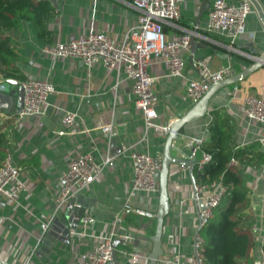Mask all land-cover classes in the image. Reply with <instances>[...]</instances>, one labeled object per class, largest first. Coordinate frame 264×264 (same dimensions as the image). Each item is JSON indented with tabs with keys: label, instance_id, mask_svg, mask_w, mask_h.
<instances>
[{
	"label": "crops",
	"instance_id": "0c3cea01",
	"mask_svg": "<svg viewBox=\"0 0 264 264\" xmlns=\"http://www.w3.org/2000/svg\"><path fill=\"white\" fill-rule=\"evenodd\" d=\"M49 1L54 6L48 25L50 34L40 36L29 18L23 19L18 28L8 31L16 57V73L24 78L47 79L54 85V91L49 95L46 114L18 117L11 106L17 88L10 84L6 88L0 87V113L9 120L6 126L10 136L9 150L13 162L21 168L19 179L25 185L13 198L0 194V261L5 264H25L28 261L31 264H78L101 237L114 232L119 264H148L154 219L124 212L122 208L130 202L134 207L155 212L157 193H130V152H148L161 157L166 133L155 127L145 130L143 114L135 104L131 79L118 75L115 69L107 68L102 62H95L87 68L79 57H57L43 51L48 44L85 35L90 27L119 41L136 22L137 11L131 0ZM212 1L181 0L180 17L163 24L168 37L174 32L193 30L195 42L183 51L186 59L184 77L169 75L162 59L151 58L148 69L157 75L152 86L157 96V116L154 119L159 124L169 123L193 103L185 93L184 83L187 77L196 74V59H204L210 69L230 65L232 72H237L264 51V24L252 3L245 32L230 39L226 34L206 27ZM257 1L264 10V0ZM4 79L0 72V81ZM248 93L264 96V65L216 91L210 98L209 112L186 123L180 138L174 142L172 154L194 162L187 166L170 165L168 195L171 209L163 225L164 254L161 260L179 256L181 264H188L193 237L199 226L192 199L196 182L190 166L194 168L200 154L190 156V149L185 147V135H200L205 142L209 136L207 125L212 118L211 111L220 109L235 123L234 147L257 141L264 150V144L259 141L262 135L259 123L249 119L242 108L243 98ZM68 110L74 111L77 118L72 126L58 133L57 130L62 128L61 117ZM102 125H109L110 129L103 130ZM111 138L115 139L116 148L121 147L119 151L110 146ZM123 146L129 149L124 150ZM87 152H91L99 163L107 156L111 157L96 180L79 192L80 197L88 200L84 214H90L94 221L86 228L79 222L76 229L70 230L67 243L55 240L50 247L41 248L38 243L41 224L62 215L55 210L60 174L70 158ZM244 172L251 189L248 208L254 238L251 254L254 261H262L264 164L258 170L246 169ZM8 188L11 189L12 184ZM118 215L121 220L115 223ZM122 239L124 243L117 241ZM129 252L140 254L137 263L130 261Z\"/></svg>",
	"mask_w": 264,
	"mask_h": 264
},
{
	"label": "built area",
	"instance_id": "2783aa9c",
	"mask_svg": "<svg viewBox=\"0 0 264 264\" xmlns=\"http://www.w3.org/2000/svg\"><path fill=\"white\" fill-rule=\"evenodd\" d=\"M131 3L137 11V19L128 28L123 39L115 41L104 31L90 27L85 35L48 44L43 51L57 57H79L87 68L95 62H102L107 68L115 69L118 75L131 79L135 104L143 114L145 130L155 127L167 133L169 123L159 124L154 119L157 116L155 107L157 96L152 86L157 75L152 74L148 66L151 58L157 57L166 63L169 75L184 77L186 59L183 51L190 46L194 31L189 29L174 32L169 37L164 32V22L174 21L180 17L181 0H131ZM251 10L250 0L234 2L213 0L207 13L206 27L208 30L224 33L230 39H235L245 32L246 18ZM194 63L196 74L187 77L184 83L185 93L192 102L204 93L210 82L232 73L230 65L210 69L204 59H196ZM18 81L23 89V103L16 115L26 117L46 114L49 108V95L54 91V85L47 79L37 77H26ZM242 108L249 119L259 123L262 129L259 141L264 144V96L248 93L243 98ZM0 115L7 117L2 112ZM76 118L77 114L74 111H65L61 117L62 128L57 130L58 133H63L72 126ZM101 128L107 131L110 126L102 125ZM203 142L204 139L200 135H185V147L190 149V156L193 158L196 153L200 154L195 162L199 170H203L212 160L211 153L202 148ZM123 149L127 150L129 147L123 146ZM130 158L132 160L130 193L158 194L156 173L161 167V157L153 156L148 152L131 151ZM110 160L111 157L107 156L99 163L91 152L70 158L59 177V191L55 197L56 212L79 207L80 204L76 201L79 192L96 180ZM230 164L237 165L238 162L235 158H231ZM20 169V166L13 162L8 149L0 166V194L13 198L23 190L25 185L19 179ZM10 184H12L11 189L8 188ZM226 189L221 179H215L207 184H194L192 199L198 216V229L207 224L212 217L213 210L220 203ZM122 211L148 219L155 217L154 211L134 207L130 202L124 204ZM52 219L41 224L42 232L46 231ZM78 219L83 228L94 221L90 214H84ZM120 220L121 216L118 215L115 223ZM198 229L193 237L188 264H205L202 252L203 239ZM114 235V232H110L101 237L96 246L87 253L85 259L78 264H115ZM128 255L132 263H137L140 258L138 252H129ZM160 262L161 264H181V258L172 256ZM25 264L31 263L28 261ZM261 264H263L262 261Z\"/></svg>",
	"mask_w": 264,
	"mask_h": 264
},
{
	"label": "trees",
	"instance_id": "16d2710c",
	"mask_svg": "<svg viewBox=\"0 0 264 264\" xmlns=\"http://www.w3.org/2000/svg\"><path fill=\"white\" fill-rule=\"evenodd\" d=\"M53 10L49 0H0V72L3 77L24 78L16 73V57L8 31L18 28L23 19L29 18L40 36L48 35ZM211 113L207 125L209 136L202 148L211 153L212 160L203 170L194 166V179L196 183L205 184L221 179L227 189L212 217L200 228L205 264H254L251 254L254 238L248 211L251 189L244 171L258 170L264 164V150L257 141L234 147L235 123L220 109ZM8 121L0 115V166L10 147ZM231 158L238 164H230ZM262 251L264 264V241Z\"/></svg>",
	"mask_w": 264,
	"mask_h": 264
},
{
	"label": "water",
	"instance_id": "95a60500",
	"mask_svg": "<svg viewBox=\"0 0 264 264\" xmlns=\"http://www.w3.org/2000/svg\"><path fill=\"white\" fill-rule=\"evenodd\" d=\"M255 9L258 12V15L261 21L264 24V10L262 9L261 5L257 0H250ZM197 19L199 21L200 15ZM194 36L191 38V44L194 45ZM264 65V51L255 55L253 57L252 62L244 67L242 70L237 72H232L229 75L219 79L217 81H212L209 83L207 89L204 93L194 101L191 106L180 116L174 117L168 124V132L165 136L163 153L161 156V167L160 170L156 173L158 179V203L155 210V217H154V231L151 235V248L147 254L148 264H158L160 257L164 254L163 246H162V233H163V225L164 220L170 212L171 209V202L169 200L168 195V179H169V170L170 165L172 163H178L182 166H187L194 162V160H184L178 158L172 154V147L175 141L180 138V132L182 127L195 119L200 118L201 116L205 115L209 112V102L212 95L221 88H225L228 85L237 82L248 75L251 71L256 69L259 66ZM10 84L13 87H16V99L11 102V106L16 111H19L22 107L23 103V89L20 85L19 81L15 78L8 77L4 80L0 81L1 85ZM5 92L9 90L4 89ZM8 104V103H7ZM10 104V103H9ZM8 104V105H9ZM110 135L112 132H108ZM110 146L116 148L115 139H110ZM118 151L121 149L119 146ZM193 166H190V172L192 173ZM77 203L80 204L79 207H74L73 209H67L62 211L61 216H56L52 219L46 231L42 232L38 238V243H41V248H48L51 246L52 242L55 240L67 243L69 241L70 230H74L77 228L79 224V219L85 213V208L88 204V200L78 197L76 199ZM200 207L202 205L200 204ZM200 228L198 229V232ZM118 242L124 243V240H117ZM113 259L115 264H119V260L116 253V240L113 241ZM0 264H5L0 261ZM254 264H261L260 260H256Z\"/></svg>",
	"mask_w": 264,
	"mask_h": 264
},
{
	"label": "rangeland",
	"instance_id": "374dc122",
	"mask_svg": "<svg viewBox=\"0 0 264 264\" xmlns=\"http://www.w3.org/2000/svg\"><path fill=\"white\" fill-rule=\"evenodd\" d=\"M4 87H5V88L8 87V84L4 85Z\"/></svg>",
	"mask_w": 264,
	"mask_h": 264
}]
</instances>
